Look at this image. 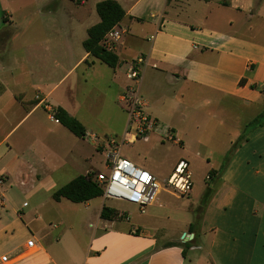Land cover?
Listing matches in <instances>:
<instances>
[{"label":"crops","instance_id":"0c3cea01","mask_svg":"<svg viewBox=\"0 0 264 264\" xmlns=\"http://www.w3.org/2000/svg\"><path fill=\"white\" fill-rule=\"evenodd\" d=\"M15 1L22 2L0 0L2 190L19 183L26 187V181L46 182L53 198L75 178L96 174L84 151L88 141L51 114L62 108L86 132L112 133L113 104L123 109L120 96L130 84L128 66L143 57L140 96L159 127L147 140L137 141L167 131L181 143L184 135H194L207 149L223 137L230 153L224 157L223 151L214 163L207 157L198 208L173 234L160 227L158 218L133 225L128 213L102 219L108 207L103 197L81 203L86 211H95L100 226L93 237L100 243L98 252L91 257V245L86 264H264V125L249 127L264 113V0H113L127 14L115 27L120 38L110 44L119 58L116 68L83 47L88 30L100 23L96 5L106 0H40L41 10L56 17L53 37L33 39L17 35L32 6L13 5ZM67 2L72 3L69 10L63 5ZM194 186L184 197L191 198ZM64 202L72 203L55 201L59 206ZM156 202L143 214L137 207L139 213L146 215ZM35 221L9 200L0 208V264H62L61 251L50 253L42 231L30 227ZM124 222L129 227L119 228ZM13 229L25 231L26 241L17 244ZM31 239L32 250L27 248ZM76 252L63 251L68 258Z\"/></svg>","mask_w":264,"mask_h":264},{"label":"rangeland","instance_id":"374dc122","mask_svg":"<svg viewBox=\"0 0 264 264\" xmlns=\"http://www.w3.org/2000/svg\"><path fill=\"white\" fill-rule=\"evenodd\" d=\"M21 1L22 2H13V5L20 6L21 4H26L28 8L31 6L32 8L28 9V12L21 18L23 24L21 25L22 28L17 32L18 37L20 38L22 36L26 39L52 38V25L56 17L41 10L40 0ZM71 4L72 3L67 2L63 5L67 10L72 7ZM252 21L256 26L255 20L253 19ZM63 22L65 23V21ZM15 33L12 35L14 36ZM97 84L100 89H105L100 81H98ZM113 109V115H115L114 120H112L111 115L106 116L107 122L112 120L109 123V128L112 133L98 135L102 138L122 139L127 131L128 115L121 109L117 102L113 104ZM115 112H117V115ZM179 130L180 127L177 126V133ZM167 133V131L156 132L150 141L145 143L136 141L132 145L125 144L122 146L123 158L128 159L136 166L151 173L163 186L156 198V205L148 208L144 216L139 213L137 206L133 204L116 200H107L106 205L120 214H130L131 225L141 223L143 220H148L151 217L158 218L159 222L157 223L160 227L167 229L169 234H173L178 231L183 221L189 218L191 219L193 210L198 208V203L196 202L198 197L202 195L204 178L209 167V165H207V157L210 156L214 163L221 159V153L223 151L226 154V156L224 154V157H227L230 150L228 151L225 148L226 141L223 140L222 136H220L222 137L220 139H213L207 149L206 147L202 149L199 146V142L194 139V135L190 136L186 134L183 136L182 143L177 139L175 143L169 139V136L171 137L172 135ZM234 143H237V141H234ZM101 150L102 151L91 142H88V145L86 144L84 147L85 155L96 168V173L108 174L105 168L106 153H104L105 150ZM181 158L184 160L186 158V161L191 163L190 170L193 174V183L195 184L191 198L184 197L178 199L166 189L165 182L172 173L171 169ZM70 177H73V175ZM26 183V187L20 186V183L11 188L7 185L4 186L3 188L5 192H7L5 193L6 200L14 202L17 211L34 215L37 221L32 223L30 227L34 231H42V235L45 236L44 244L50 253L57 254L58 251H61L60 257L62 264H86L85 258L89 247L92 245L93 249L90 256L93 257L94 254L98 252L100 244L99 242H93L95 233L100 229L96 221L95 211L92 210L88 212L85 210L84 205H76L69 202H64L59 206L55 203L53 198H51V194H49L51 188L46 182L34 184L30 181H26ZM205 205L206 204H203V207H205ZM35 208H38L37 213L39 215H36ZM51 209H53V211H50ZM83 214H86L87 217H84ZM88 214H90L89 217ZM40 216L44 218V222L40 221ZM119 226L121 229L127 228L129 227V222H124ZM11 233L17 244L27 239L26 232L23 230L18 231L13 229ZM64 249H74L78 254H75L72 258L64 257ZM93 263L94 261H90L87 264Z\"/></svg>","mask_w":264,"mask_h":264},{"label":"built area","instance_id":"2783aa9c","mask_svg":"<svg viewBox=\"0 0 264 264\" xmlns=\"http://www.w3.org/2000/svg\"><path fill=\"white\" fill-rule=\"evenodd\" d=\"M120 38V34L115 28L110 31L105 41L107 47L111 49V42ZM110 46V47H109ZM145 64V59L139 57L128 66L127 78L130 84L120 96V104L128 115V126L125 136L118 138H102L101 136L86 132L84 139L91 142L98 149L105 150V168L108 174L96 173L93 180L101 188L105 200H116L136 205L143 214L148 206L153 204L163 186L157 178L148 171L136 166L134 163L122 157V146L133 144L139 139L147 140L148 136L155 132L159 124L146 111V106L140 96L139 84L141 82V70ZM57 122H59L57 120ZM173 142L175 138L169 136ZM179 142V141H178ZM4 179L0 178V208L7 203L5 192L2 190ZM166 189L177 196H188L193 188L192 172L188 161L181 159L178 161L169 179L165 182ZM121 217H124L121 215ZM125 220H129L125 217ZM137 229L132 233L137 234ZM36 247L35 240L27 242V248L32 250ZM7 262V257L2 258Z\"/></svg>","mask_w":264,"mask_h":264},{"label":"trees","instance_id":"16d2710c","mask_svg":"<svg viewBox=\"0 0 264 264\" xmlns=\"http://www.w3.org/2000/svg\"><path fill=\"white\" fill-rule=\"evenodd\" d=\"M100 23L88 30V38L84 41L85 51L95 59L106 64L110 68H116L119 63L118 56L107 47L105 39L107 34L117 27L127 14L122 6L113 0H106L96 5ZM52 115L66 129L78 138L84 139L86 130L75 118L71 117L64 109L57 108ZM264 125V113L257 117L249 127H260ZM94 175H81L63 186L53 194V200L60 202L66 199L74 204L87 203L98 197H102L103 192L98 184L93 180ZM210 197V192L206 194L203 204H206ZM121 217L116 210L104 207L101 218L104 220H114Z\"/></svg>","mask_w":264,"mask_h":264},{"label":"water","instance_id":"95a60500","mask_svg":"<svg viewBox=\"0 0 264 264\" xmlns=\"http://www.w3.org/2000/svg\"><path fill=\"white\" fill-rule=\"evenodd\" d=\"M185 237H186V235L183 236V238H185Z\"/></svg>","mask_w":264,"mask_h":264}]
</instances>
